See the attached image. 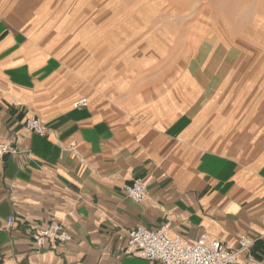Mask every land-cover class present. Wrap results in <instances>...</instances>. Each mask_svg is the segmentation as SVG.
I'll list each match as a JSON object with an SVG mask.
<instances>
[{"label": "crops", "instance_id": "0c3cea01", "mask_svg": "<svg viewBox=\"0 0 264 264\" xmlns=\"http://www.w3.org/2000/svg\"><path fill=\"white\" fill-rule=\"evenodd\" d=\"M11 4L0 0V141L17 152L0 162V264H165L127 244L130 229L166 224L230 248L244 233L254 242L236 264H264V142L228 151L208 116L238 51L107 93L68 67L42 13L20 26ZM33 117L45 135L27 127ZM137 177L148 183L141 202L124 188ZM54 221L70 240L37 246L32 233Z\"/></svg>", "mask_w": 264, "mask_h": 264}, {"label": "rangeland", "instance_id": "374dc122", "mask_svg": "<svg viewBox=\"0 0 264 264\" xmlns=\"http://www.w3.org/2000/svg\"><path fill=\"white\" fill-rule=\"evenodd\" d=\"M11 1L6 14L22 26L42 13L68 67L107 93L129 80L173 77L181 69L166 70L171 63L216 61L236 49L208 116L220 121L228 151L250 149L255 135L264 142V0Z\"/></svg>", "mask_w": 264, "mask_h": 264}, {"label": "built area", "instance_id": "2783aa9c", "mask_svg": "<svg viewBox=\"0 0 264 264\" xmlns=\"http://www.w3.org/2000/svg\"><path fill=\"white\" fill-rule=\"evenodd\" d=\"M87 97L74 101L75 107L86 105ZM29 129L39 135H45L46 126L39 117L27 119ZM75 142L70 148L75 152ZM6 141H0V162L6 154L16 153ZM125 191L136 202H141L148 194V183L144 177H137L125 185ZM13 216L9 217L10 225L15 223ZM32 239L39 247L45 246L48 241L68 242L70 235L65 231L61 222H51L46 227H41L32 233ZM254 240L246 234L238 238V247L230 248L222 241L212 238L208 233H201L196 241H190L178 233L172 232L170 225L158 228H149L138 225L129 231L127 250L139 251L147 260H158L165 264H236L239 254L248 249Z\"/></svg>", "mask_w": 264, "mask_h": 264}]
</instances>
